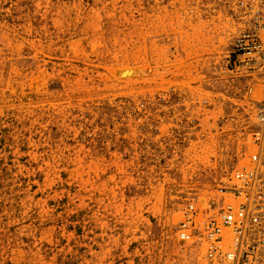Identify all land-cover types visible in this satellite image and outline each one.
Wrapping results in <instances>:
<instances>
[{
	"label": "rangeland",
	"instance_id": "374dc122",
	"mask_svg": "<svg viewBox=\"0 0 264 264\" xmlns=\"http://www.w3.org/2000/svg\"><path fill=\"white\" fill-rule=\"evenodd\" d=\"M223 5L0 0V264L195 263L179 211L248 124Z\"/></svg>",
	"mask_w": 264,
	"mask_h": 264
},
{
	"label": "built area",
	"instance_id": "2783aa9c",
	"mask_svg": "<svg viewBox=\"0 0 264 264\" xmlns=\"http://www.w3.org/2000/svg\"><path fill=\"white\" fill-rule=\"evenodd\" d=\"M224 1L234 33L215 72L242 91L244 150L214 187L211 204L203 199L199 208L197 197L187 199L175 234L185 249L198 251L194 264H264V0Z\"/></svg>",
	"mask_w": 264,
	"mask_h": 264
}]
</instances>
